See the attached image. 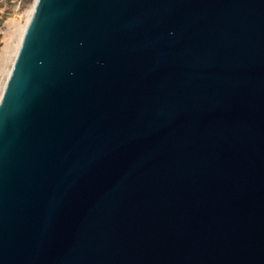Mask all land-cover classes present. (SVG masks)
Returning a JSON list of instances; mask_svg holds the SVG:
<instances>
[{"label": "water", "instance_id": "1", "mask_svg": "<svg viewBox=\"0 0 264 264\" xmlns=\"http://www.w3.org/2000/svg\"><path fill=\"white\" fill-rule=\"evenodd\" d=\"M0 264H264V0H36Z\"/></svg>", "mask_w": 264, "mask_h": 264}, {"label": "rangeland", "instance_id": "2", "mask_svg": "<svg viewBox=\"0 0 264 264\" xmlns=\"http://www.w3.org/2000/svg\"><path fill=\"white\" fill-rule=\"evenodd\" d=\"M36 0H0V96Z\"/></svg>", "mask_w": 264, "mask_h": 264}, {"label": "bare ground", "instance_id": "3", "mask_svg": "<svg viewBox=\"0 0 264 264\" xmlns=\"http://www.w3.org/2000/svg\"><path fill=\"white\" fill-rule=\"evenodd\" d=\"M34 6V5H33ZM32 10H33V7H32V9H31V11H30V14H29V18H30V16H31V13H32ZM29 18H28V20H29ZM19 48V47H18ZM18 51V50H17ZM2 94V93H1ZM1 97V96H0Z\"/></svg>", "mask_w": 264, "mask_h": 264}]
</instances>
